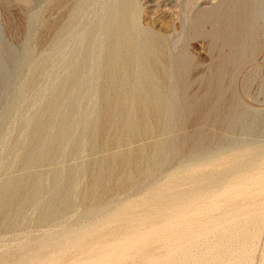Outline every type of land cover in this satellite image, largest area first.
I'll return each mask as SVG.
<instances>
[{"label":"rangeland","instance_id":"374dc122","mask_svg":"<svg viewBox=\"0 0 264 264\" xmlns=\"http://www.w3.org/2000/svg\"><path fill=\"white\" fill-rule=\"evenodd\" d=\"M75 1L76 0H0V186L2 185L1 187H4H0V190H2L0 191V203L9 201L11 195L10 191L5 187L6 185L4 182H7L8 180L11 181L13 178L15 180L27 173L36 174L37 172L38 175L36 183L38 182V179L40 180V182L37 183L38 187L40 186V189L38 188L39 190H37V193L31 199L32 204H30L31 200L26 202L24 195L27 190L31 189V187L36 183L33 185L30 184L31 182H27L23 185V193H20L17 198L18 201L24 199V205H21L20 208L17 209V200H14L9 207L0 209V258L4 253H7L11 259L15 257L16 253H21L23 251L31 255L35 254L39 250V247H37L39 241L48 236L50 233L52 235H56L57 233L59 234L71 230H86L92 224L100 222L103 216L107 214V212H110L111 209L137 200L146 192L150 191L151 188H155L177 168L184 167L186 169L192 167L195 165L194 163L207 158L206 155L209 156L221 152L225 154L243 145L253 144L257 146H264V0L132 1L133 10H135V12L133 11L134 17L137 18L135 20L136 24L138 23L137 25L140 27V30H151L152 32H155L157 35H160L161 40L164 39L163 41H165L164 43L161 41L162 47L165 48L167 46V49H162L164 53L163 56L166 58L164 59L165 62L163 61L165 64L164 70L166 71V77H164L167 79L163 82L164 78L158 79L154 72L151 73L152 75L154 73L155 76H151L152 78L154 77V80L156 79L155 81L159 84H157L159 88H164L161 90L162 96L165 95L163 97L164 104L160 110L163 111L159 113L160 115H158L157 118V121L159 120L158 122H161V124L156 122L159 125V128L156 124V130L154 129L155 131H153H157L154 133L155 135L150 133V135H146L145 138H142L144 136H140V139L137 137L127 143L112 142V145H107L108 147L104 142H107V140L111 141L113 139V135H116V132H113L112 124H110L112 121L109 120L105 125V128L96 133V122L95 126L93 122L94 120L96 121L97 109L99 108L101 102V95L99 96V94L95 92L100 93L98 85L102 82L101 71H103L102 68L105 63V58L103 56L105 53L103 52L105 45L112 39L108 38V36L112 34L110 28L113 30V24H115L116 17L114 12L120 10L121 6H123V0H87L86 2L85 0ZM78 2H80V4ZM71 3H73L74 6ZM78 4L79 6H77ZM111 6L112 9L110 8ZM73 11L75 13L79 11L78 15L76 14V17L75 15H72ZM108 11H111L110 13L114 16L109 14ZM68 13H71V16ZM199 13L202 15H198ZM112 17L115 19L113 18V20ZM77 18L78 20H76ZM74 20L77 23H74ZM106 21L109 22L111 27L108 26L109 28H107L106 25L108 22L106 23ZM70 23L71 25H69ZM73 23L75 25H73ZM139 36L140 35L135 36L137 39L134 37L135 46L140 42ZM86 52H88V57L85 55ZM183 54H185V56ZM80 55L82 56V61H80ZM101 56H103V58H101ZM174 57L175 59H172ZM221 59L226 61L229 67L226 69L227 71H224V76L222 75L220 78V81L222 80L221 82L224 83L222 84L220 82L225 91L223 90V93L219 97L217 92L209 88L211 83L209 84V81L207 80L210 79L212 75L214 76V73L219 70L217 64L222 61ZM180 60L185 63L186 70L184 69L183 72L180 73L181 75H177L176 72ZM187 62L188 65H186ZM66 65H69L70 68ZM75 65L76 67H74ZM170 66L172 68H170ZM66 69H68V71H66ZM70 69L72 70L70 71ZM79 69L81 71H79ZM168 69L172 72H169ZM77 72H80L81 76L79 73L76 74V76L75 73ZM69 73L72 74L70 75ZM130 73L127 79L129 89L132 81L134 82L135 79L133 67L131 68ZM172 73L174 76L173 78L171 77ZM69 77L72 78L70 79ZM67 80L68 82H66ZM203 82H206L205 85H203ZM225 82H227V84H225ZM96 83H98V85H96ZM228 84H231V86ZM184 87L186 88L184 89ZM129 89H127V92L125 91L126 100L128 99V92H130ZM203 89L205 91L208 90V95L205 99L206 107H204V102H200V99H202L203 94L205 93ZM165 90H167V92ZM94 93L98 96L96 97ZM92 95H94V97ZM186 95L188 96L186 97ZM215 95L218 96L216 97ZM233 95L235 100L240 104L237 105V111L236 109L234 111L231 110V107H229L230 105L228 104V100H230V97H233ZM228 96L230 99H228ZM213 97H215L220 103L215 101V98L213 99ZM164 98L167 101L170 99L167 102L168 104L165 103L166 100ZM183 100H185V102ZM51 101H54V103ZM208 101H210V103H207ZM196 104L199 107L198 111H195L194 107H192ZM213 105L216 107V112L214 114L215 116L213 115V123L212 120L209 119L212 123L210 124V122L203 118V116L209 107ZM49 107L51 108L49 109ZM164 108L165 110L167 109V111H165L166 113L164 112ZM171 109H173V111H171ZM200 109L203 113H205L203 114L200 112ZM52 110L53 112H51ZM183 111L186 114L183 113ZM169 114L171 115L169 116ZM195 114L200 115L195 116ZM233 115H237L236 118ZM168 117L169 119H175L173 121L174 124L172 123L173 119L169 120L167 119ZM220 118L222 120L220 122L217 121L220 120ZM234 119L238 120V122L236 120L237 124ZM228 121L229 125H231V129L228 125ZM37 122L41 125L38 126ZM216 122H218L219 125H216ZM88 123L91 125L89 124L87 126ZM35 124L38 126V129L40 127L39 130L42 132V136L38 130L39 132L36 135L37 137L35 136L36 139L31 146H28L29 148H27L26 146L31 140V135H33L32 133L35 131ZM221 124L225 127H222ZM235 124L237 126H235ZM163 126H166V129ZM178 126L180 128H178ZM226 126L227 129H225ZM163 128L165 130H163ZM198 128L209 132H207L208 135L203 140H200V145L198 144L199 146H194L189 135ZM158 129L160 131H158ZM55 134L60 137L58 136L57 139ZM87 134H90V137ZM54 135L56 140H58V142L55 141V145L57 146H54L53 144V149H51L48 153L49 156H44V159L41 160L42 162L40 161V164L35 163V165H33L32 163L29 164L23 160V158L26 159V156H23L26 152L27 154L25 155L35 152H43L44 150L42 149L45 148L46 144V146H48L49 141ZM38 138L39 141L41 140V143L43 142V145L38 141ZM88 140L90 143L87 142ZM161 140L165 144L163 148L165 151H162L163 154H161V161H159V163H154L153 159L150 158L153 154V151L151 150H153L152 148L154 142ZM44 141H46V143ZM182 142L186 150L183 148ZM36 143H39L37 145L40 146L41 144L42 146H35ZM144 143L148 144H146V147H148L149 150L148 148H145L144 150V153L147 151L144 154V158L146 157L147 159L145 158L142 166H146L151 171H149L148 175H146L148 177H142L143 180L141 181V178L138 177V179L135 174H132L129 187H126V190L122 189L123 191L119 190L116 192L112 189L111 183L108 180L103 184L105 187L102 191L103 197L101 192H99L95 202L94 200L89 201L84 198L85 194L83 195V193H86L88 190L87 188L90 187L88 185L91 183L96 171H98L100 166L99 162L102 160V157L111 152H118L119 150L126 148L131 149L136 147V145ZM170 144L174 145L172 146ZM102 145L104 147L106 146V148ZM166 148L170 149L166 150ZM51 152L52 154H50ZM146 155L149 156L147 157ZM52 156L54 157L52 158ZM150 159L151 161H149ZM263 160L261 162V168L264 169ZM89 164H91V166ZM152 166L153 169L151 168ZM70 167H73L74 171ZM92 167L95 169H92ZM67 169L68 172H65ZM69 172L75 174L72 176ZM92 172L95 174L93 173V175H91ZM254 172L256 173V171H252V174H254ZM64 173H67V175L65 174V176ZM68 174H70L72 178L75 176L73 179H76V182H71V177H68ZM89 175H91L90 178ZM246 175L247 173H243V175L234 180L233 183H226L225 185L214 188V190H209V193L206 194L207 197L204 195V198L202 197L200 201L201 208L199 211H186L183 216L177 218L172 217V219L167 218L166 220H156L154 224L155 226H158L161 222L163 223L160 224L162 226H158L157 230H154L153 233H155V238H153L154 236L147 234L150 232L146 233L147 228H141L144 231L140 229L138 237L142 238L138 240L140 243L138 241L136 242L138 244L137 248V244L134 243V247H118L119 249L116 247V249H113V253L115 254L117 253L115 250H119L116 256H119L121 259L118 257L114 258L115 254L111 252L108 254L112 258H110V256L106 253H102L105 257L102 256L103 259L101 264H105L106 262L109 263V261L110 264H161L162 262V264H264V179L254 182L250 180L246 181ZM78 176L80 177L78 178ZM120 176L121 170L117 169L113 172L112 179H116ZM66 177L69 179L65 181L63 178L66 179ZM133 178H135V181L136 179L138 180L135 182ZM61 180H63L62 182L65 181L64 183L66 185L63 183L65 192L67 190L69 192V194L67 192L66 194L68 196L72 194V200H69V203L72 201V204L68 206L71 208L67 207L68 209L66 208L67 212L64 211L65 213L63 210L59 212L60 208L58 204H54L53 209L52 205L50 208V210L52 209L50 211L51 214L48 213L46 216L48 219L45 217L40 218L41 213L45 210L47 211L48 208L46 205L47 202L45 205L42 204L44 199L48 201V198L51 196L50 194L54 192L53 190L62 184ZM144 181L146 182L145 184ZM66 182L68 184L71 182L73 186H71L72 184L68 185ZM67 185L69 187L71 186V189ZM41 186L43 192H41ZM180 187L185 188L186 184H182ZM261 190L262 192H260ZM214 191L215 194L213 195ZM220 193L224 196H221ZM39 195L41 197H38ZM107 195L110 196L107 197ZM219 196L220 198H218ZM245 197L246 203L242 208L250 205L249 207L256 213H261V222L259 228L254 226L247 227V236L244 242L239 244L237 239L228 240L225 236L235 233L238 226L236 225L237 221L234 219L236 217V210L240 207L238 206V202ZM68 199L70 198L68 197ZM35 200L36 203H34ZM43 208L45 209L44 211H42ZM53 215H55L56 219ZM48 216H50L51 221ZM57 217L59 218L57 219ZM189 217H191L194 222H198V225L201 226H198V228L194 227L196 230H192L194 235H191L192 233L186 237L180 235V233L187 231V226L179 228L175 226H171L169 228L166 226V222L178 225L182 221H187ZM44 219L47 222L44 221ZM218 219L220 222L224 223H220ZM226 219L227 221L225 222ZM206 226L207 229H209L208 226L213 228H210L209 230L203 229L206 228ZM205 231L208 232L206 233ZM102 234V230L92 232L91 237H97ZM157 237H162V239H158ZM174 237L178 238L175 239ZM111 238L113 237L107 235L104 239L111 240ZM183 238H187V240H184ZM89 239L90 238H88L87 241ZM177 241L178 243L180 241L184 242H180L182 248L177 247L178 249H175L176 247L174 245L177 246ZM139 244L142 246L140 247ZM161 245H165L164 247L168 250H165V248ZM183 248L185 251L181 253L180 250ZM70 249L67 250L65 255L62 256L56 264H74L72 261H65L68 255L74 252L73 248ZM121 251L125 252V254ZM120 253L122 255H118ZM163 253L165 255H162ZM172 255L174 256V259L172 258ZM151 256L156 259H152ZM162 256L164 258H162ZM144 259H147L148 262ZM150 259L152 263L150 262ZM12 261L16 262L14 264H19L15 259ZM118 261L120 262L118 263Z\"/></svg>","mask_w":264,"mask_h":264},{"label":"bare ground","instance_id":"6f19581e","mask_svg":"<svg viewBox=\"0 0 264 264\" xmlns=\"http://www.w3.org/2000/svg\"><path fill=\"white\" fill-rule=\"evenodd\" d=\"M72 1V0H71ZM80 1V0H76L75 2ZM82 1V0H81ZM87 0H85L86 2ZM116 1V0H115ZM114 1V2H115ZM121 1V0H120ZM134 0H123V6H121L119 11H115V24H113V30L111 29V35L108 36V38H112L104 47V52L105 53L103 56L105 58V63L103 66V71H101V75H102V82L100 85H98V83H96V85H98L99 87V92H95L98 93L101 99L99 108L97 109V117H96V121L94 120V126H95V122H96V133L100 132L101 130H103L105 128V125L107 124V122L109 120L112 121V128H113V132H116V135H113V139L111 141L104 142L106 144V146L108 144H111L112 142H128L130 140H133L137 137H139L138 139H140V136H144L142 138H145V136L148 134L150 135V133L153 135L156 132H153L156 130V122L158 115H160L159 113L162 112L160 111L163 107V97L162 96V92L161 90L164 88H159V84L157 83V81H155L152 76L156 75V77H158V79H163V82L166 76L165 73L166 71L164 70V58L165 56L162 49H167L166 47L163 48L162 47V43L160 35H157L155 32H152L151 30H145V31H141L140 27L136 24V20L137 18L134 17V12L135 10H133V2ZM84 2V4H85ZM137 2V1H136ZM80 4V2H78ZM118 3V2H117ZM73 4V3H71ZM70 4V5H71ZM77 4V3H76ZM75 4V5H76ZM79 4L77 6H79ZM83 4V6H84ZM116 4V3H115ZM122 4V3H120ZM135 5V4H134ZM137 5V4H136ZM74 6V4H73ZM82 6V7H83ZM118 6V5H117ZM115 6V7H117ZM76 7V6H75ZM74 7V8H75ZM79 8V7H78ZM77 8V9H78ZM85 8V7H84ZM112 9V6L110 7ZM136 8V7H135ZM138 8V6H137ZM139 9V8H138ZM70 10V8H69ZM68 10V11H69ZM81 10V9H80ZM137 10V9H136ZM76 11V9H75ZM113 11V10H112ZM134 11V12H133ZM78 12L75 13L73 11L72 15L76 17V14L78 15ZM82 12V11H80ZM109 12V11H108ZM111 12V11H110ZM109 12V14H111ZM139 12V11H137ZM69 14V13H68ZM71 14V13H70ZM69 14V15H70ZM108 15V14H107ZM113 15V14H111ZM137 15V14H136ZM135 15V16H136ZM198 15H202V14H198ZM71 16V15H70ZM69 16V17H70ZM114 16V15H113ZM138 16V15H137ZM68 17V15H67ZM66 17V18H67ZM110 18V17H109ZM114 17H112L113 19ZM75 19V18H74ZM108 19V17H107ZM106 19V20H107ZM115 19V18H114ZM113 19V20H114ZM68 20V19H67ZM70 20V19H69ZM72 20V18H71ZM78 20V18L76 19ZM198 20V19H197ZM83 21V20H82ZM109 21V20H108ZM106 21V23L108 22ZM111 21V20H110ZM66 22V20H65ZM69 22V21H67ZM74 23L76 22L75 20L73 21ZM105 22V21H104ZM73 23V25H75ZM77 23V22H76ZM114 23V21H113ZM104 24V23H103ZM112 24V23H110ZM195 24V23H194ZM71 25V23L69 24ZM67 26V23H66ZM101 26V25H100ZM107 28H109L108 26L111 27V25L108 24L106 25ZM65 28V27H64ZM142 29V28H141ZM146 29V28H145ZM63 30V29H61ZM106 30V29H105ZM65 31V30H64ZM63 31V32H64ZM62 33V32H61ZM66 33V32H65ZM109 33V30H108ZM90 34V33H89ZM88 34V35H89ZM99 34V33H98ZM87 35V34H85ZM91 35V34H90ZM140 35V42L138 43V45L135 46L134 44V40L137 39L135 36ZM92 36V35H91ZM111 36V37H110ZM85 37V36H84ZM90 37V36H89ZM95 37V36H94ZM135 37V39H134ZM162 37V36H161ZM93 38V37H92ZM186 38V37H185ZM90 39V38H89ZM85 40V38H84ZM109 40V39H108ZM186 40V39H185ZM89 42V41H88ZM165 41H163L164 43ZM91 43V42H90ZM93 43V42H92ZM96 43V42H95ZM137 43V41H136ZM186 43V42H185ZM167 44V43H166ZM93 45V44H92ZM188 46V44H187ZM87 48V47H86ZM85 49V48H84ZM169 50V49H168ZM181 50V49H180ZM82 51V50H81ZM185 52V51H184ZM187 52V51H186ZM79 53V51H78ZM77 53V54H78ZM81 53V52H80ZM86 52V56H87ZM90 53V52H89ZM65 54V53H64ZM83 54V53H82ZM166 54V53H165ZM169 54V53H168ZM175 54V53H174ZM172 54V55H174ZM179 54V53H178ZM92 55V54H91ZM167 55V54H166ZM185 56V54H183ZM81 56V55H80ZM85 56V57H86ZM103 56H101V58H103ZM168 56V55H167ZM166 56V57H167ZM175 56V55H174ZM183 56V57H184ZM189 56V55H188ZM88 57V56H87ZM86 57V59H87ZM90 57V56H89ZM79 58V57H78ZM84 58V57H83ZM178 58V57H177ZM181 58V57H180ZM186 58V57H184ZM85 59V58H84ZM85 59V60H86ZM172 59H175L172 58ZM84 60V61H85ZM171 60V59H169ZM184 60V59H183ZM222 61L219 62V64H217L219 70L217 72L214 73V76L212 75V77L210 79H208L207 81H209V88L214 90L215 92H217V94L220 95L223 93L224 87L221 85L224 84L223 82L220 81L221 76L225 73L224 71H227L226 69L229 67L228 64L226 63V61H224L223 59H221ZM82 61V56H81V60ZM91 61V60H90ZM100 61V60H99ZM102 61V59H101ZM104 61V60H103ZM168 61V60H166ZM185 61V60H184ZM78 62V60H77ZM165 62V61H164ZM173 62V61H172ZM189 62V61H188ZM188 62L186 65H188ZM82 63V62H81ZM169 63V62H168ZM75 64V63H73ZM101 64V62H100ZM170 64V63H169ZM168 64V65H169ZM172 64V63H171ZM86 65V64H85ZM103 65V64H102ZM190 65V64H189ZM67 66V65H66ZM69 66V65H68ZM67 66V67H68ZM90 66V65H89ZM101 66V65H100ZM72 67V65H71ZM76 67V65L74 66ZM78 67V66H77ZM81 67V65H80ZM133 67L134 70V82L132 81V84L130 85V89L128 88V75L131 71V68ZM70 68V66H69ZM83 68V67H82ZM85 68V66H84ZM90 68V67H89ZM169 68V67H168ZM170 68H172L170 66ZM167 69V67H166ZM185 69V63L181 62L178 63V68H177V72L176 74H180L181 72H183V70ZM216 69V68H214ZM72 69H70L71 71ZM84 70V69H83ZM83 70H82V74H83ZM169 72L170 69H168ZM167 70V71H168ZM186 70V69H185ZM66 71H68V69H66ZM79 71H81L79 69ZM100 71V69H99ZM75 72V71H74ZM152 72L153 75L151 74ZM187 72V71H186ZM73 73V72H72ZM71 73V74H72ZM80 74V72L75 73L76 74ZM168 73V72H167ZM70 74V73H69ZM70 74V75H71ZM131 74V73H130ZM169 74V73H168ZM152 75V76H151ZM154 75V76H155ZM181 75V74H180ZM186 75V74H185ZM229 75V74H228ZM68 76V75H67ZM77 76V75H76ZM74 76V77H76ZM91 76V75H90ZM100 76V75H99ZM131 76V75H130ZM165 76V77H164ZM168 76V75H167ZM224 76V75H223ZM79 77V75H78ZM132 77V76H131ZM171 77L173 78V73L171 75ZM70 78V77H69ZM67 78V79H69ZM72 78V77H71ZM70 78V79H71ZM82 78V77H81ZM96 78V76H95ZM130 78V77H129ZM225 78V77H224ZM230 78V77H229ZM69 79V80H70ZM76 79V78H75ZM78 79V78H77ZM88 79V77H87ZM100 79V78H99ZM98 79V80H99ZM157 79V80H158ZM184 79V78H183ZM131 80V79H130ZM133 80V78H132ZM73 81V80H71ZM79 81V80H78ZM185 81V80H184ZM203 81V80H202ZM201 81V82H202ZM224 81V79H223ZM68 82V80L66 81ZM98 82V81H97ZM99 82V83H100ZM130 82V81H129ZM221 82V83H220ZM77 83V82H76ZM178 83V82H177ZM204 83V82H203ZM206 83V82H205ZM205 83L203 85H205ZM229 83V82H228ZM72 84V82H71ZM84 84V83H83ZM86 84V83H85ZM158 84V85H157ZM162 84V82H161ZM189 84V83H188ZM225 84H227V82H225ZM163 85V84H162ZM165 85V84H164ZM180 85V84H179ZM187 85V84H186ZM207 85V84H206ZM229 85V84H228ZM68 86V85H67ZM70 86V85H69ZM85 86V85H84ZM161 86V85H160ZM225 86V85H224ZM227 86V85H226ZM231 86V84L229 85ZM233 86V85H232ZM73 87V86H72ZM187 87V86H186ZM184 87V89L186 88ZM97 88V87H96ZM94 88V89H96ZM203 88V87H202ZM208 88V90H209ZM127 89L130 90V92H128V99L126 100V92ZM183 89V88H182ZM188 89V87H187ZM205 89V88H204ZM203 89V90H204ZM168 90V89H167ZM167 90H165L167 92ZM208 90L205 91V93L203 94L202 99H200V102H204V107L205 106V99L206 96L208 95ZM126 91V92H125ZM180 91V90H178ZM225 91V90H224ZM169 92V91H168ZM182 92V91H181ZM186 92V91H184ZM214 92V93H215ZM58 93V92H57ZM94 93V95H95ZM164 93V92H163ZM203 93V92H202ZM213 93V94H214ZM167 94V93H166ZM183 94V93H182ZM185 94V93H184ZM228 94V93H227ZM226 94V95H227ZM51 95V94H50ZM54 95V94H53ZM79 95V94H78ZM94 95H92L94 97ZM196 95V94H194ZM201 95V93H200ZM217 95V96H218ZM225 95V96H226ZM59 96V95H57ZM96 96V95H95ZM98 96V95H97ZM96 96V97H97ZM169 96V95H168ZM167 96V97H168ZM174 96V95H173ZM188 95H186L187 97ZM210 96V95H209ZM208 96V97H209ZM216 96V95H215ZM216 96V97H217ZM77 97V96H76ZM82 97V96H81ZM191 97V96H190ZM223 97V95H222ZM227 97V96H226ZM99 98V97H98ZM193 98V97H191ZM210 98V97H209ZM208 98V99H209ZM215 97H213L214 99ZM231 98V99H230ZM229 98L228 96V104L230 105L229 107H231V110H235L237 111V105H240L233 97L231 96ZM77 99V98H76ZM165 99V98H164ZM174 99V98H173ZM172 99V100H173ZM221 99V98H219ZM52 100V98H51ZM55 100V99H54ZM70 100V99H69ZM166 100V99H165ZM170 99H168L169 101ZM179 100V99H178ZM193 100V99H192ZM240 100V99H239ZM56 101V100H55ZM72 101V100H71ZM166 100L165 103L168 102ZM180 101V100H179ZM185 102V100H183ZM215 101H217V99L215 98ZM221 101V100H220ZM52 102V101H51ZM173 102V101H172ZM171 102V103H172ZM212 102V100H211ZM218 102V101H217ZM241 102V101H240ZM54 103V101L52 102ZM71 103V102H70ZM69 103V104H70ZM176 103V100H175ZM193 103V101H192ZM196 103V101H195ZM194 103V104H195ZM207 103H210V101H208ZM220 103V102H218ZM217 103V104H218ZM223 103V102H222ZM225 103V102H224ZM168 104V103H167ZM166 104V105H167ZM181 104V103H180ZM193 104V105H194ZM213 104V103H212ZM211 104V105H212ZM216 104V103H215ZM227 104V103H226ZM51 105V104H50ZM175 105V104H174ZM209 105V104H207ZM220 105V104H218ZM56 106V105H55ZM177 106V105H176ZM184 106V105H183ZM202 106V105H201ZM228 106V105H227ZM178 107V106H177ZM188 107V106H187ZM194 107L195 111H198L199 107L196 104ZM191 107V108H192ZM209 107V106H208ZM218 107V106H217ZM223 107V105H222ZM221 107V108H222ZM240 107V106H239ZM51 107H49L50 109ZM53 108V107H52ZM55 108V107H54ZM169 108V107H168ZM174 108V106H173ZM190 108V107H189ZM203 108V107H201ZM92 109V108H91ZM188 109V108H187ZM208 109V108H207ZM219 109V108H218ZM225 109V108H224ZM227 109V108H226ZM182 110V108H181ZM191 110V109H190ZM189 110V111H190ZM201 110V109H200ZM223 110V109H222ZM221 110V111H222ZM240 110V109H239ZM244 110V109H243ZM94 111V110H93ZM167 111V109L165 110L164 108V112ZM171 111H173V109H171ZM194 111V112H195ZM206 111V110H205ZM53 112V110L51 111ZM71 112V111H70ZM75 112V111H74ZM202 112V110L200 111ZM216 112V107L215 105L209 107V109L207 110V112L205 113V115L203 116V118L207 119L209 121V119L212 120L213 123V117L215 116ZM219 112V111H218ZM225 112V111H224ZM232 112V111H231ZM240 112V111H238ZM87 113V110H86ZM166 113V112H165ZM168 113V112H167ZM180 113V112H179ZM182 113V112H181ZM183 113H185L183 111ZM191 113V112H190ZM189 113V114H190ZM193 113V112H192ZM203 113V112H202ZM203 113V114H204ZM230 113V112H229ZM233 113V112H232ZM51 114V113H50ZM76 114V113H75ZM92 114V113H91ZM172 114V113H171ZM169 114V116L171 115ZM186 114V113H185ZM218 114V113H217ZM225 114V113H224ZM241 114V113H240ZM239 114V115H240ZM247 114V113H246ZM86 115V114H85ZM94 115V114H92ZM179 115V114H178ZM193 115V114H192ZM198 115V114H197ZM195 114V116H197ZM200 115V114H199ZM198 115V116H199ZM214 115V116H213ZM175 116V115H174ZM191 116V115H190ZM194 116V117H195ZM217 116V115H216ZM222 116V115H221ZM230 116V115H229ZM234 116V115H233ZM237 116V115H236ZM236 116H234L236 118ZM73 117V116H72ZM94 117V116H93ZM164 117V116H163ZM162 117V119H163ZM167 117V116H166ZM173 117V116H172ZM185 117V116H184ZM187 117V116H186ZM201 117V116H200ZM239 117V116H238ZM237 117V118H238ZM68 118V117H67ZM80 118V117H79ZM180 118V117H178ZM202 118V119H203ZM217 118V117H216ZM230 118L232 119V117L230 116ZM245 118V117H244ZM247 118V117H246ZM50 119V118H49ZM169 119V117L167 118ZM172 123L175 120L174 118H171ZM169 119V120H171ZM185 119V118H184ZM183 119V120H184ZM199 119V118H198ZM201 119V120H202ZM226 119V118H225ZM229 119V118H228ZM240 119V118H239ZM86 120V119H85ZM177 120V119H176ZM182 120V119H181ZM195 120V119H194ZM200 120V121H201ZM217 120V119H216ZM222 119L220 118V120L217 121H221ZM224 120V118H223ZM233 120V119H232ZM235 120V119H234ZM237 120V119H236ZM235 120V123L237 124ZM74 121V120H73ZM88 121V120H87ZM164 121V120H162ZM227 121V119H226ZM40 122V121H39ZM80 122V121H79ZM82 122V121H81ZM84 122V121H83ZM89 122V121H88ZM165 122V121H164ZM171 122V121H168ZM210 122V121H209ZM233 122V121H232ZM231 122V123H232ZM242 122V121H240ZM258 122V120H257ZM256 122V123H257ZM36 123V122H35ZM38 123V122H37ZM42 123V122H41ZM163 123V122H162ZM207 123V122H206ZM210 122V124H212ZM227 123V122H226ZM225 123V124H226ZM243 123V122H242ZM241 123V124H242ZM69 124V123H68ZM90 123L87 124V126ZM158 124H161V122ZM157 124V125H158ZM164 124V123H163ZM168 124V123H167ZM174 124V123H173ZM176 124V123H175ZM218 124V122H216V125ZM224 124V123H223ZM235 124V126H237ZM246 124V123H245ZM244 124V125H245ZM258 124V123H257ZM36 125V124H35ZM34 125V129L35 131L32 133L33 135H31V140L29 141L28 145L26 146L27 148H29L28 146H31V144L34 142V140L36 139L35 136L37 135V133L40 131V127L38 129V126L41 125L38 123V126ZM84 125V124H83ZM91 125V124H90ZM165 125V124H164ZM219 125V124H218ZM222 125V124H221ZM228 125H229V121H228ZM234 125V124H233ZM43 126V125H42ZM81 126V125H80ZM231 125H229L230 127ZM252 126V125H251ZM250 126V127H251ZM44 127V126H43ZM42 127V128H43ZM68 127V126H67ZM65 127V128H67ZM71 127V126H70ZM84 127V126H83ZM162 127V126H161ZM164 127V126H163ZM222 127H225L222 125ZM248 127V125H247ZM253 127V126H252ZM46 128V127H45ZM74 128V127H73ZM90 128V127H89ZM94 128V127H93ZM159 128V125H158ZM166 129V126L164 127ZM163 128V130H165ZM176 128V127H175ZM178 128H180L178 126ZM59 129V128H58ZM155 129V130H154ZM172 129V128H171ZM227 129V126L226 128ZM231 129V127H230ZM235 129V128H234ZM247 129V128H246ZM39 130V131H38ZM44 130V129H43ZM66 130V129H65ZM64 130V131H65ZM76 130V129H75ZM89 130V129H87ZM86 130V131H87ZM162 130V129H161ZM168 130V129H167ZM178 130V129H177ZM158 131H160L158 129ZM71 132V131H70ZM172 132V131H171ZM182 132V131H181ZM207 132L209 131H204L201 130L200 128L195 129L190 135L189 137L191 138V141H193L194 146L198 145L200 143V140H203L208 134ZM41 131H40V135H41ZM56 133V132H54ZM60 133V132H58ZM57 133V134H58ZM93 133V131H92ZM91 133V134H92ZM174 133V132H173ZM212 133V132H211ZM224 133V132H223ZM57 134H55L57 136ZM63 134V133H62ZM186 134V133H185ZM210 134V133H209ZM50 135V134H49ZM52 136L51 140L48 143V146L45 145V148H43L42 150H44L43 154L35 152V153H31L28 155L27 152L23 155L26 156V159L23 158V160L26 161V163H32L33 165H35V163H39L42 159H44V156H49V152L51 151V149H53V144L55 145V141L58 142V140H56V137ZM69 135V134H68ZM88 135V134H87ZM90 135V134H89ZM88 135V136H89ZM96 135V134H95ZM94 135V136H95ZM155 135V134H154ZM42 136V135H41ZM59 136V135H58ZM57 136V139H58ZM169 136V135H168ZM181 136V135H180ZM210 136V135H209ZM37 137V136H36ZM40 137V136H39ZM60 137V136H59ZM90 137V136H89ZM92 137V136H91ZM151 137V136H150ZM183 137V135H182ZM187 137V135H186ZM223 137V136H222ZM41 139V138H40ZM82 139V138H81ZM84 139V138H83ZM89 139H93V138H89ZM183 139V138H182ZM186 139V138H185ZM222 139V138H221ZM164 140V139H162ZM158 141V142H154L153 144V151L152 156L150 158L153 159L154 163H159V161H161V154L162 151L164 150V142ZM171 140V139H170ZM39 141V138H38ZM37 141V142H38ZM41 141V140H40ZM39 141V142H40ZM43 141V139H42ZM61 141V140H60ZM59 141V142H60ZM83 141V140H82ZM136 141V140H135ZM168 142H170L169 140H167ZM165 141V142H167ZM183 141V140H182ZM46 143V141H44ZM48 142V140H47ZM70 142V141H69ZM86 142V141H85ZM89 142V140L87 141ZM134 142V141H133ZM179 142V140H178ZM177 142V143H178ZM41 143V142H40ZM43 143V142H42ZM41 143V144H42ZM63 143V142H62ZM79 143V142H78ZM76 143V144H78ZM84 143V142H83ZM90 143V142H89ZM103 143V144H104ZM180 143V142H179ZM186 143V142H185ZM190 143V142H189ZM22 144V143H21ZM39 143H36L35 146H39L37 145ZM40 144V146H42ZM58 144V143H57ZM72 144V143H71ZM88 144V143H87ZM147 143L144 144H139L136 145V147L134 148H126L123 150H119L118 152H111L109 154H107L106 156L102 157L99 166L98 171H96V174L94 172H92L91 175H93V173L95 174V176L93 177L91 183L89 180V185L90 187H88L86 193L84 192V198L87 200H94L97 198L98 193L101 192L102 195V191L104 187V182L105 181H110L111 183V187L113 190L119 191L122 189H125L126 187H129L130 181H131V177L132 174H135L137 176V178H141V181L143 180L142 177H148L146 175H148L149 173V168H147L146 166H142V163L144 162L145 158H144V150L146 147ZM246 144V143H245ZM250 144V143H249ZM75 145V143H74ZM82 145V144H81ZM92 145V144H91ZM112 145V144H111ZM110 145V146H111ZM115 145V144H113ZM119 145V143H118ZM148 145V144H147ZM169 145V144H168ZM170 145H174V144H170ZM183 142H182V146H183ZM200 145V144H199ZM198 145V146H199ZM34 146V144H33ZM39 146V147H40ZM70 146V145H69ZM76 146V145H75ZM88 146V145H87ZM103 146V145H102ZM106 146L104 148H106ZM167 146V145H166ZM179 146V145H178ZM193 146V145H192ZM25 147V148H26ZM74 147V146H73ZM108 147V146H107ZM150 147V145H149ZM169 147V146H168ZM175 147V146H174ZM33 148V147H32ZM37 148V147H36ZM76 148V147H74ZM150 148V149H151ZM179 148V147H178ZM183 148L185 149V147L183 146ZM193 148V147H192ZM39 149V148H38ZM59 149V148H58ZM57 149V150H58ZM170 149V148H169ZM166 148V150H169ZM207 149V148H206ZM229 149V148H228ZM232 149V148H231ZM32 150V149H31ZM35 150V149H34ZM89 150V149H88ZM149 150V148H148ZM186 150V149H185ZM184 150V152H185ZM190 150V149H189ZM25 151V150H24ZM36 151V150H35ZM54 151V150H52ZM86 151V150H85ZM165 151V150H164ZM57 152V151H55ZM54 152V154H55ZM82 152V151H81ZM90 152V151H89ZM168 152V151H167ZM165 152V153H167ZM197 152V150H196ZM228 152V151H227ZM176 153V152H175ZM180 153V152H179ZM202 153V152H201ZM52 154V152L50 153ZM73 154V153H72ZM78 154V153H77ZM83 154V153H82ZM150 154V153H148ZM189 154V153H188ZM80 155V154H79ZM181 155V154H180ZM147 157L149 155H146ZM166 156V154H165ZM54 156H52L53 158ZM198 157V156H197ZM205 157V156H204ZM207 158H205L204 160L202 159V161L199 160V162L194 163L195 165L189 168H177L176 170H174L171 174H169L163 181H161L155 188H151L150 191L146 192L143 196H141L140 198H138L137 200L131 201L127 204H124L122 206H116L115 208L111 209L110 212H107V214H105L103 216V218L101 219L100 222L98 223H94L92 224L88 229L86 230H71V231H67V232H62V233H57L56 235H51L49 234L48 236H46L45 238L41 239L37 245V247H39V250L35 253V254H29L25 251L21 252V253H16L15 257L11 259L10 256H8L7 253H4L3 256L0 258V264H14L16 262H13L12 260H16L19 264H56L57 261L59 259L62 258V256L65 255V253L67 252L68 249L73 248L74 252L69 254L68 257L65 259V261H72L74 264H101L102 263V259L103 256L102 253H106L107 255H109L108 253H113L114 250L113 249H119L118 247H134V243H136L138 240H140V238L142 237H138V234H140V229L141 228H147V233L148 235L154 236L153 238H155V233L154 230L158 229V226H162L160 225L161 223H159L158 226H155V221L158 219H167V218H177L180 216H183L184 213L186 211L190 212V211H199L201 208V204L200 201L202 199V197L204 198V195L206 196L207 193H209V190H214V188L219 187L221 185H225L226 183H233L234 180H236L238 177L242 176L243 173H247V175L245 176V180L246 181H261L264 179V169L261 168V162L264 158V146H257V145H243V146H239L231 151H229L228 153H216V154H212L207 156ZM167 158V156H166ZM147 159V158H146ZM47 160V158H46ZM163 160V159H162ZM167 160V159H166ZM193 160V159H192ZM44 161V160H43ZM148 161V160H147ZM151 161V159L149 160ZM42 162V161H41ZM95 162V161H94ZM97 162V161H96ZM170 162V161H169ZM264 162V160H263ZM25 163V162H24ZM93 163V162H92ZM98 163V162H97ZM96 163V164H97ZM148 163V162H147ZM151 163V162H150ZM95 164V165H96ZM146 164V163H145ZM153 164V163H152ZM28 165V164H26ZM91 166V164H89ZM88 165V166H89ZM144 165V164H143ZM87 166V165H86ZM89 166V168H90ZM94 166V165H93ZM155 166V165H154ZM157 166V165H156ZM95 167V166H94ZM92 167V169L94 168ZM73 169V167H70ZM97 168V167H96ZM153 169V166L151 167ZM158 168V167H156ZM84 169V168H83ZM95 169V168H94ZM117 169L121 170V176L116 178V179H112V174L114 171H116ZM155 169V168H154ZM70 170V169H69ZM87 170V169H86ZM89 170V169H88ZM97 170V169H96ZM156 170V169H155ZM74 171V169H73ZM78 171V170H77ZM119 171V170H118ZM252 171H256V173L254 172V174H252ZM68 172V169L67 171ZM82 172V171H81ZM88 172V171H87ZM151 172V171H150ZM153 172V171H152ZM70 174H72V172H69ZM85 173V171H84ZM120 173V172H119ZM154 173V172H153ZM67 175V173H64V175ZM70 174H68V177H71ZM75 173L72 174V176ZM37 175L38 172L35 173H27L26 175L21 176L20 178L18 177L17 179L11 180L7 182H4V184L6 185L5 187L7 188V190L10 191V199L9 201H5L4 203H0V209L1 208H7L11 205L12 202H14V200H17V209L20 208L21 205H24V199L26 200V202L28 200H31L35 194L37 193V190H39L40 186L38 187L37 183L40 182V180L38 179V182L36 183L37 180ZM65 175V176H66ZM78 175V174H77ZM81 175V174H79ZM85 175V174H84ZM91 175H89V178L91 177ZM82 176V175H81ZM134 176V175H133ZM56 177V176H55ZM80 176H78L79 178ZM114 177V176H113ZM57 178V177H56ZM72 178V177H71ZM70 181L73 182L76 179L75 176L71 179ZM85 178V177H84ZM138 178V179H139ZM150 178V177H149ZM162 178V177H161ZM12 179V178H11ZM41 179V178H40ZM52 179V178H51ZM65 181L68 180L69 178L66 177L63 178ZM88 179V177H87ZM135 181V178H133ZM136 179V181L138 180ZM147 180V179H146ZM63 180H61V183L59 185L58 188H55V190H53L54 192L52 194H50L47 198L48 201L46 199H44V202L42 203L43 205L48 206L47 211L43 208L40 218H43L48 215V213L51 214V210L53 209V205L54 204H58L60 210H63V212H67L66 210L68 207L70 206L71 203H69V200H72L71 196L72 194H70L69 196L66 194V192L69 194L68 192V188L66 189L67 191L65 192L64 189V182H62ZM133 181V182H134ZM135 181V182H136ZM27 182H31L30 184H35L34 186L31 187V189L27 190V192L24 195V199L21 201H18V196L19 194L23 193L24 190V186L25 183ZM68 182V181H67ZM66 182V183H67ZM70 182L71 185L72 183ZM76 182V181H75ZM86 182V181H85ZM84 182V183H85ZM151 182V181H150ZM155 182V181H154ZM245 182V181H244ZM64 183V184H63ZM81 183V182H80ZM146 182L144 181V184ZM252 183V182H250ZM58 184V182H57ZM137 184V183H136ZM142 184V183H141ZM155 184V183H154ZM182 184H186L185 188L180 187ZM66 185V184H65ZM67 185V186H68ZM2 186V185H1ZM0 186V187H1ZM73 186V184L71 185ZM70 186V187H71ZM47 187V186H46ZM69 187V186H68ZM69 187V188H70ZM132 187V186H131ZM147 187V186H146ZM223 187V186H222ZM4 188V187H1ZM39 188V189H38ZM75 188V187H74ZM71 189V188H70ZM73 189V188H72ZM130 189V188H129ZM5 190V189H4ZM6 190V191H7ZM41 190H42V186H41ZM126 190V189H125ZM2 191V190H0ZM71 191V190H70ZM107 191V190H106ZM123 191V190H122ZM131 191V190H130ZM218 191V190H217ZM25 192V191H24ZM43 192V190L41 191ZM108 192V191H107ZM106 192V193H107ZM227 192V191H226ZM236 192V191H233ZM262 192V190L260 191ZM230 193V192H229ZM228 193V194H229ZM41 194V193H39ZM108 194V193H107ZM215 194V191L213 193V195ZM221 194V193H220ZM45 195V193H44ZM106 195V194H105ZM212 195V194H211ZM212 195V196H213ZM226 195V194H225ZM110 195H107V197ZM221 196H224L221 194ZM38 197H41L40 195ZM68 197L70 199H68ZM80 197V196H79ZM82 197V196H81ZM103 197V195H102ZM106 197V198H107ZM207 197V196H206ZM37 198V197H35ZM34 198V199H35ZM82 198V199H84ZM220 198V196L218 197ZM75 199V198H74ZM41 200V199H39ZM46 200V201H45ZM84 200V201H87ZM99 200V199H98ZM105 200V199H104ZM246 197L243 198L241 201H239L238 206H240L239 208H237L236 210V217L234 220L237 221V228L234 234H229L226 235L225 237L228 240H234L237 239V241H239V244H242L247 236V227L249 226H254L256 228H259L260 226V222H261V213H256L254 210H252L248 205L244 208H242L244 206V204L246 203ZM215 202V201H214ZM23 203V204H22ZM36 203V200L35 202ZM33 203V204H34ZM41 203V202H40ZM30 204H32V200L30 202ZM111 204V202H110ZM38 205V204H37ZM52 205V209L50 210ZM220 205V204H219ZM36 206V205H35ZM42 207V206H40ZM39 207V208H40ZM68 207V208H67ZM24 208V207H23ZM46 208V207H45ZM67 208V209H66ZM65 209V210H64ZM207 209V208H206ZM57 210V211H58ZM205 210V209H204ZM214 210V209H213ZM40 211V210H39ZM261 211V210H260ZM22 212V211H20ZM64 212V213H65ZM19 213V212H18ZM49 214V215H50ZM54 214V213H52ZM195 214V213H194ZM58 215V214H57ZM64 215V214H63ZM55 218V215H53ZM49 220L50 219V216ZM53 218V217H52ZM59 217H57L58 219ZM48 219V218H46ZM56 219V218H55ZM229 219V218H227ZM227 219L225 220V222L227 221ZM41 220V219H39ZM164 220V221H165ZM175 220V219H174ZM232 220V219H231ZM44 221H46L44 219ZM44 221H42L43 223H45ZM59 221V220H58ZM219 221V219H218ZM47 222V221H46ZM173 222V221H172ZM220 222V221H219ZM178 223V221H177ZM176 223V224H177ZM215 223V222H214ZM218 223V222H217ZM222 223V222H220ZM224 223V222H223ZM222 223V224H223ZM158 224V223H157ZM175 223H167L166 222V226L167 227H182V226H187V231L186 232H182L180 233L181 236L186 237L189 234L192 233V230L194 229V227L198 228V222H194V220L189 217L187 219V221H182L180 224L178 225H174ZM215 225V224H214ZM203 226V224H202ZM210 226V225H209ZM208 228H213V227H209ZM201 227V226H200ZM204 227V226H203ZM161 229V228H160ZM166 229V228H163ZM203 229H207L203 228ZM202 229V231H203ZM207 229V230H209ZM103 231V234L97 237H91L92 236V232H96V231ZM142 230V229H141ZM168 230V229H167ZM195 230V229H194ZM200 230V228H199ZM198 230V231H199ZM144 231V230H142ZM159 231V230H158ZM173 231V230H172ZM175 231V230H174ZM178 231V230H177ZM185 231V230H184ZM196 231V230H195ZM211 231V230H210ZM56 232V231H55ZM54 232V234H55ZM156 232V231H155ZM165 232V230H164ZM176 232V231H175ZM206 232V231H205ZM208 232V231H207ZM206 232V233H207ZM143 233V232H142ZM145 233V232H144ZM168 233V232H167ZM166 233V234H167ZM171 233V232H170ZM177 233V232H176ZM203 233V232H202ZM157 234V232H156ZM169 234V233H168ZM173 234V233H172ZM179 234V233H178ZM177 234V236H178ZM200 234V233H198ZM205 234V233H204ZM209 234V233H208ZM110 235L113 238H111V240H105L104 238ZM143 235V234H142ZM171 235V234H169ZM175 235V233H174ZM191 235H194L193 233ZM201 235V234H200ZM234 235V236H232ZM157 236V235H156ZM168 236V235H167ZM166 236V237H167ZM198 236V235H197ZM204 236V235H203ZM147 237V236H146ZM165 237V238H166ZM172 237V236H171ZM199 237V236H198ZM90 238L88 241L87 239ZM151 238V237H150ZM158 238V237H157ZM160 238V237H159ZM158 238V239H159ZM175 238V237H174ZM178 238V237H177ZM175 238V239H177ZM98 239H103V240H98ZM149 239V238H148ZM162 239V237L160 238ZM171 239V238H170ZM174 239V240H175ZM181 239V238H180ZM178 239V240H180ZM184 239V238H183ZM190 239V238H189ZM150 240V239H149ZM173 240V241H174ZM184 240H187V238H185ZM182 240V241H184ZM195 240V239H194ZM197 240V238H196ZM152 241V240H151ZM162 241V240H161ZM171 241V240H170ZM176 241V240H175ZM174 241V242H175ZM191 241V240H190ZM139 242V241H138ZM147 242V241H146ZM150 242V241H149ZM181 242V241H180ZM178 243L177 241V246L174 245L176 248L177 247H181V243ZM189 242V241H188ZM193 242V241H192ZM195 242V241H194ZM140 243V242H139ZM153 243V242H151ZM137 244V243H136ZM142 244V243H141ZM157 244V243H156ZM159 244V243H158ZM172 244V241H171ZM175 244V243H174ZM148 245V244H147ZM168 245L170 246V244L168 243ZM167 245V246H168ZM173 245V244H172ZM171 245V246H172ZM185 245V244H184ZM140 246V244H139ZM142 246V245H141ZM140 246V247H141ZM144 246V245H143ZM146 246V245H145ZM150 246V245H149ZM152 246V245H151ZM163 246V245H161ZM165 246V245H164ZM163 246V247H164ZM166 246V247H167ZM172 246V247H174ZM183 246V244H182ZM138 247V244L136 246V248ZM135 248V250H136ZM165 248V247H164ZM170 248V247H169ZM182 248V247H181ZM162 249V247H161ZM167 248H165L166 250ZM71 250V249H70ZM69 250V251H70ZM134 250V249H133ZM163 250V249H162ZM168 250V249H167ZM173 250V248H172ZM119 250H115V252ZM124 251V250H123ZM121 251V252H123ZM181 253L185 251V249L183 248L182 250H180ZM131 252V250H130ZM136 252V251H134ZM117 253H113L115 254V257H118L119 259H121L119 256H116ZM144 253V252H143ZM169 253V252H168ZM100 254V255H99ZM123 254H125V252H123ZM136 254V253H135ZM178 254V253H177ZM99 255V256H96ZM118 255H122L121 253ZM137 255V254H136ZM162 255H165L164 253ZM103 256V257H102ZM110 256V255H109ZM124 256V255H123ZM122 256V258L124 259V257ZM139 256V255H137ZM161 256V255H160ZM158 256V257H160ZM170 256V255H169ZM141 257V256H140ZM157 257V258H158ZM174 256L172 255V258ZM176 257V255H175ZM179 257V256H178ZM184 257V256H183ZM110 258H112L110 256ZM152 258V256H151ZM154 258V257H153ZM152 258V259H153ZM162 258H164L162 256ZM161 258V261H162ZM171 258V256H170ZM105 259V258H104ZM117 259V260H119ZM148 259V257H147ZM146 259V260H147ZM156 259V258H154ZM174 259V258H173ZM145 260V259H144ZM145 260V261H146ZM149 260V259H148ZM147 260V262H148ZM156 261V260H155ZM160 261V262H161ZM69 262V263H70ZM120 261H118L119 263ZM123 262V261H122ZM151 262V259H150ZM157 262V261H156ZM105 263V262H104ZM108 262H106L105 264H107ZM112 263V262H111ZM152 263V262H151ZM154 263V262H153ZM163 263V262H162ZM161 263V264H162ZM110 264V261L109 263ZM147 264V263H146ZM156 264V263H154ZM194 264V263H193Z\"/></svg>","mask_w":264,"mask_h":264}]
</instances>
